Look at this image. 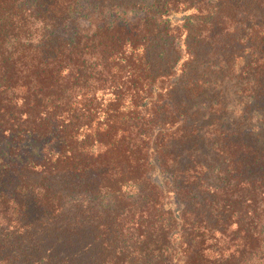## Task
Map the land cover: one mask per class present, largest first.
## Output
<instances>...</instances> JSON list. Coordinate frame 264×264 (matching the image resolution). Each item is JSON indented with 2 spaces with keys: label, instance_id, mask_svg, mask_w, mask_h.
Segmentation results:
<instances>
[{
  "label": "trees",
  "instance_id": "1",
  "mask_svg": "<svg viewBox=\"0 0 264 264\" xmlns=\"http://www.w3.org/2000/svg\"><path fill=\"white\" fill-rule=\"evenodd\" d=\"M0 264H264V0H0Z\"/></svg>",
  "mask_w": 264,
  "mask_h": 264
},
{
  "label": "rangeland",
  "instance_id": "2",
  "mask_svg": "<svg viewBox=\"0 0 264 264\" xmlns=\"http://www.w3.org/2000/svg\"><path fill=\"white\" fill-rule=\"evenodd\" d=\"M81 11L82 12H90L91 11V9H88V7H85V11H84V8L83 9H81ZM105 15V14H104Z\"/></svg>",
  "mask_w": 264,
  "mask_h": 264
}]
</instances>
